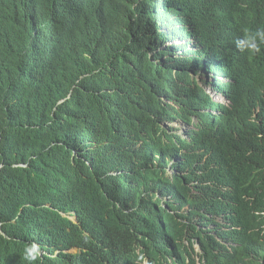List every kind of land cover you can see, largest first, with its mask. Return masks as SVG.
<instances>
[{
    "label": "trees",
    "instance_id": "trees-1",
    "mask_svg": "<svg viewBox=\"0 0 264 264\" xmlns=\"http://www.w3.org/2000/svg\"><path fill=\"white\" fill-rule=\"evenodd\" d=\"M161 1L0 0V264H116L134 242L158 264H197L193 218L246 207L264 223L261 149L239 159L222 208V125L195 139L165 125L189 69L216 70L219 39L191 42ZM249 1L231 0L229 17ZM201 259L217 264L218 246Z\"/></svg>",
    "mask_w": 264,
    "mask_h": 264
},
{
    "label": "clouds",
    "instance_id": "clouds-1",
    "mask_svg": "<svg viewBox=\"0 0 264 264\" xmlns=\"http://www.w3.org/2000/svg\"><path fill=\"white\" fill-rule=\"evenodd\" d=\"M153 1L160 3V0ZM180 1L173 0L177 26L181 25L186 34H191V42H195L197 37L208 41L211 34L216 35L219 39L215 51L217 65L214 70V63L204 64L196 75L194 69H189V74L197 77L195 84L185 81L180 87L186 89L182 95L185 103L181 105L180 113L172 115L174 121L165 125L171 124L173 131L185 136L187 130H192L193 139L196 131L218 129L222 125L220 188L223 208L225 202L232 201L236 192L232 183L237 176L235 169L239 159L255 155L260 149L264 154V0H250L247 3L248 14L233 20L229 15L226 17V11L230 13V6L236 4L231 0H191L192 5L187 4L189 0ZM210 15L217 16L218 21L208 26L203 22ZM186 40L189 38L181 37L179 40L177 37L176 43ZM167 42L171 44L173 40ZM174 96L175 92L164 98H168L173 105ZM192 114L193 122L190 123L185 117ZM225 131L229 132V137L224 134ZM252 131L254 144L250 147ZM169 170L172 172L171 168ZM248 207H253L252 202ZM255 213L260 215V219L264 218V211ZM237 215L230 216L220 209L210 214L208 226L202 222L199 224V220L193 218L195 223L189 225L185 242L194 247L197 264H204L201 254L209 244L218 246L217 264H264V223L256 226L246 207L238 210ZM222 233L227 235L224 239ZM116 264L158 263L150 245L134 242L124 249Z\"/></svg>",
    "mask_w": 264,
    "mask_h": 264
},
{
    "label": "bare ground",
    "instance_id": "bare-ground-1",
    "mask_svg": "<svg viewBox=\"0 0 264 264\" xmlns=\"http://www.w3.org/2000/svg\"><path fill=\"white\" fill-rule=\"evenodd\" d=\"M180 2H184V0H181ZM189 3H187V4H189V5H192L193 4V2L191 1V0H189L188 1ZM187 16H188V12H187ZM156 18H157V16H156ZM223 19V18H222ZM173 25L175 26V27H177V20L175 19V20H173ZM188 25V24H187ZM168 28V27H167ZM176 32V31H175ZM183 36V35H182ZM223 106H224V100H223ZM183 117H181V119H182ZM245 145L247 146V143H245ZM222 203L223 202H221V206H222ZM193 214H194V211H193V213H192V216H193ZM197 218V220H201L202 219V217H196ZM195 223V219H192L191 220V222H190V224H194ZM222 239H224V233H222ZM230 242H232V240H230ZM223 249H224V246H223Z\"/></svg>",
    "mask_w": 264,
    "mask_h": 264
},
{
    "label": "water",
    "instance_id": "water-1",
    "mask_svg": "<svg viewBox=\"0 0 264 264\" xmlns=\"http://www.w3.org/2000/svg\"><path fill=\"white\" fill-rule=\"evenodd\" d=\"M146 2H149V0H146ZM233 12H234L235 14H234ZM228 15H229V16H231V15L235 16V15H236L235 10H233V11L230 12V13H229L228 11H226V17H227ZM232 20H233V19H232ZM226 21H230V19H229V18H226Z\"/></svg>",
    "mask_w": 264,
    "mask_h": 264
},
{
    "label": "rangeland",
    "instance_id": "rangeland-1",
    "mask_svg": "<svg viewBox=\"0 0 264 264\" xmlns=\"http://www.w3.org/2000/svg\"><path fill=\"white\" fill-rule=\"evenodd\" d=\"M161 2H162V1L160 0V3H159V4H161ZM166 44H170V42H167ZM72 219H73V220H76V217H73ZM149 221H151V220H149Z\"/></svg>",
    "mask_w": 264,
    "mask_h": 264
}]
</instances>
